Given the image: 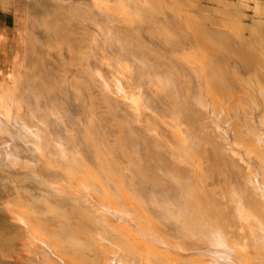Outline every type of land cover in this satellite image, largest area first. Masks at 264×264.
Segmentation results:
<instances>
[{
  "label": "bare ground",
  "instance_id": "6f19581e",
  "mask_svg": "<svg viewBox=\"0 0 264 264\" xmlns=\"http://www.w3.org/2000/svg\"><path fill=\"white\" fill-rule=\"evenodd\" d=\"M92 2L118 31L104 44L91 40L73 85L79 94L96 85L109 111L125 113L114 120L115 143L95 110L80 136L75 128L52 134L47 113L26 114L19 62L12 81L0 79V138L21 121L31 160L7 147L0 153L39 189L16 188L3 204L21 227L20 263L264 264V22L247 26L246 15L222 6L221 17L202 18L199 0ZM144 26L168 51L146 50L137 35ZM114 42L134 61L110 54ZM230 52L245 75L230 68ZM147 89L160 94L161 109L150 106ZM202 114L226 123L231 136L209 133Z\"/></svg>",
  "mask_w": 264,
  "mask_h": 264
},
{
  "label": "rangeland",
  "instance_id": "374dc122",
  "mask_svg": "<svg viewBox=\"0 0 264 264\" xmlns=\"http://www.w3.org/2000/svg\"><path fill=\"white\" fill-rule=\"evenodd\" d=\"M181 1L185 3L187 2V0ZM199 1L203 8H201L202 10L200 12L199 10H197V12L200 13L202 18H205L206 15H208L207 12L214 13L216 16L221 17L223 9L228 8L230 10H239L246 15L247 26L257 24L260 21L264 22V0H226L228 5L226 2L223 5L222 2L224 0ZM229 3L231 6H229ZM241 3L243 4L241 5ZM245 3H247L248 6H246ZM255 4H257L258 8H256ZM221 6L223 9L220 11L222 8ZM254 6L256 9L253 8ZM214 10H216L217 13L214 12ZM111 19L113 20V17L108 14L106 15L104 11H100V9L95 7L92 0H0V79L5 84L12 81V72L14 71L13 64L19 62L20 65H18L17 70L18 72L19 70L21 72H19L20 74L18 73L19 77L17 76L16 78L19 85L23 87L24 94L26 95L28 93L26 97L28 99V104L30 103L25 107L24 111L26 114H29L30 111L37 114L47 113V117L50 118V122L48 120V124L51 126L48 127L49 130L52 129V134H63L64 136L68 131L72 132L71 130L75 128L74 133L77 131L76 134L80 136L79 134L84 131V128L91 125L90 116L91 114L95 116L96 111L95 117L105 123L104 129L109 141L115 143L119 129L117 124V127L115 126L116 121L114 120H120V117L123 119L125 117V113L120 111V109L118 110L119 107L114 105V110L111 109V111L113 110V114L111 113V116V114H109L111 112L109 111L110 107H108L109 105L105 102L100 89L96 85L89 84V86L85 88L81 94H79L77 90L75 91V85H73L76 84L74 81L81 79L82 68L79 63L82 61L79 57L83 52L89 49V43L91 40L93 38H99L104 44L103 39L106 36L105 34L110 32L112 35V33L114 34L115 31H118L117 26L113 23L114 20L112 21ZM147 28L148 27L144 26L137 34L139 38L141 37V42L143 44L145 43L144 45H146V47L148 46L146 50L154 52L168 51L167 47H165L161 40L156 37L157 35L150 32V29L148 33ZM151 33L153 34L152 36L150 35ZM131 34H133V32ZM113 36L115 37V35ZM235 40L236 42L233 43ZM233 42L232 46L234 47L235 45V49L233 48L235 53L237 48L239 49L240 41L234 39ZM114 43L111 44L113 46L108 48V52L110 54H121L120 56L125 58L127 57V59L134 61V55H131L127 49L120 50L119 47H117L118 44L116 42ZM234 53L230 52L229 55L232 58H230V68L245 75V69L240 62H237L239 59H237L238 56ZM99 55L100 52L98 53V56ZM138 56L137 58L139 59ZM136 63L138 62H135L134 66L137 70L140 59L137 65ZM235 65L237 68H235ZM8 74L10 75V78L4 81L3 77ZM147 80H149L148 77L145 78V81ZM146 93L148 94V102L150 106L152 108L157 107V109H161L164 102H162L160 94H157V92H154L151 89H147ZM91 108H93V110ZM36 110H39V112ZM52 112L54 115H50ZM242 112L246 113L245 110ZM56 115L61 117L60 119H63L60 120L59 118H56ZM22 116L24 118L23 121H29V118L25 114H22ZM129 116L133 119V115L129 114ZM201 118L202 122L206 124L207 131L212 135L221 134L223 136H228L229 133L231 136L226 123L224 124L221 121H214L210 114H202ZM21 123V121L14 119L10 122V124H8L9 128L6 126L8 130H11H9V133L11 132L13 135L11 133L10 134L12 136L8 133L2 134L3 137L0 138V150L4 151V148L7 147L9 148L8 150H10V153H20L19 155L22 156L23 160H31L29 157L25 156L27 153L25 152L26 145L23 139L28 138L25 137V131L19 128L22 125ZM57 125L58 127H56ZM208 128H210V130ZM217 128L219 131L218 133L216 132ZM20 131H23L22 135ZM78 131H80V133ZM23 133L25 134L23 135ZM216 137L214 136L215 140H217ZM233 140L234 139H230L232 142ZM219 144L221 146L220 141ZM1 153L0 264H23L20 263L21 260H19L21 259L20 254L22 252H20L21 227L11 218L10 213L6 211L7 208L3 207V204L7 202V200L13 199V196L16 195V188L18 190H23L25 187L28 192L30 191V193L32 192L31 194L34 195L39 193V189L37 184L32 179L30 180L29 177L26 175L24 176V173H26L24 170L16 169L15 167L12 168V165L9 164L6 159V152ZM241 163L243 165L246 164L244 162ZM213 176L215 182L221 183L220 181L223 182L224 180L222 176H219L218 172H214ZM17 179L20 181H17ZM15 180L18 183L15 182ZM10 218L12 219V222ZM118 255L117 262L119 260Z\"/></svg>",
  "mask_w": 264,
  "mask_h": 264
}]
</instances>
